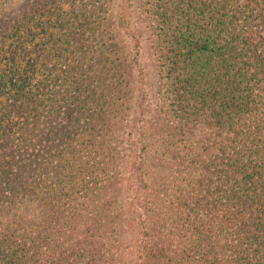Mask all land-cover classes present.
<instances>
[{"label": "trees", "instance_id": "obj_1", "mask_svg": "<svg viewBox=\"0 0 264 264\" xmlns=\"http://www.w3.org/2000/svg\"><path fill=\"white\" fill-rule=\"evenodd\" d=\"M60 1H73L76 12L74 0ZM51 2L31 3L25 19H34L40 33L24 39L17 27L8 55L0 57V264H264V136L247 139L264 124V0H154L149 23L164 94L160 115L148 118L138 99L136 123L150 133L137 136L157 171L184 163L197 174L172 185L177 196L161 198L166 212L148 216L150 233L138 248L126 255L109 250L106 261L105 254L97 259L103 240L93 235L104 206L90 207L116 194V184L113 194L92 193L76 176L90 172L93 161L85 158L101 150L97 171L116 165L109 153L124 135L113 126L130 109H121L123 103L136 99L129 90L133 65L122 45L108 43L115 38L110 26L102 28L92 13L88 20L85 9L72 22L57 15L60 35L49 44L42 19ZM117 19L120 26L124 18ZM38 35L34 47L43 45L39 51L48 55L27 51L25 43ZM64 45V57L76 60L61 64L56 76L58 68L47 62L60 60ZM127 142L119 156L136 152L133 136ZM131 164L129 178L144 165ZM160 181L159 197L170 190ZM36 189L43 193L35 198Z\"/></svg>", "mask_w": 264, "mask_h": 264}, {"label": "rangeland", "instance_id": "obj_2", "mask_svg": "<svg viewBox=\"0 0 264 264\" xmlns=\"http://www.w3.org/2000/svg\"><path fill=\"white\" fill-rule=\"evenodd\" d=\"M34 1L35 0H0V39H2L0 41V57L8 55L6 48L15 42L14 39H11L9 33L12 31L14 32V29H17V27H19L20 34L24 39H27V37L30 38V36L27 35L29 31H35L36 34L40 33V29L34 26V19H25V15L28 14L29 9L33 10L31 3ZM55 1L56 3L51 2L49 5L47 4L49 7L45 13L49 10L50 14H47L46 17L42 19L44 20L45 30L47 29V40L50 39L49 44L53 43L51 38L56 42V38L60 35V30L56 28L57 15L60 16L62 20H65V22H72L73 18L79 17L83 14L80 10L85 9L87 11L86 14L89 16L87 18L88 20L91 18L92 13V17H95L98 21L104 24L102 28L110 26L111 30L114 31L115 38H111L108 43L115 40L119 46L122 45L121 52L125 53V57H127V60L133 65L129 90H132V95L133 97L136 96V99L134 97L133 103L131 100H126V102L123 103V108L121 107V109H130L125 111L126 118L123 120L119 119V123L117 126H113V129L121 132L120 135H124V140L121 141L122 143H117V145H120V148L116 151L119 152L125 145L130 147V142H127V139H129V136L131 135L133 136V139L136 140V152L128 153V157H125V155L119 156L116 151L109 153L106 148L105 150L111 154V156L113 155L112 159H109V162H114L115 160L116 165L112 166L113 164H105L104 172L102 171L103 168H100L97 171V167L94 164L99 163V165L102 166L104 158L101 150L100 153L96 154V158H94V156L85 158V160L93 161L91 165L92 168H90V172L87 173L88 176H85L87 174L83 172L76 176L78 178L76 183L79 184L80 180H84L85 185L88 187V191L92 193L95 190L99 191L102 188H105L103 190L104 194H106V192L113 194L112 190H114L115 193L116 190L114 187L118 190V192L113 194L110 198L102 197V200L93 203L90 207V211L95 210L96 212L98 207L104 206V210L100 214V217L98 216L96 218L95 227L97 232H94L93 235H95V237H100V239L103 240L104 248L102 250H105V253L100 254L99 250L103 245H101L100 248L98 246L99 250L96 254L97 259H101L105 254L104 259L106 261L107 256L110 255L107 253L109 250H111L113 255H119L120 253L126 255L127 248L130 250H134L133 248L136 247L138 248V243L143 241L145 234H147L146 232L150 233V228L147 226L148 220L146 221L148 216L160 218L159 215L162 212H166L159 207V204L162 203L161 198L164 199L169 196H177V193L174 192L172 187L174 185L184 184L183 182H186L188 178L195 176L197 172L192 169H190V172L187 171V165L182 163L183 165L173 167L171 170L168 168L167 174L164 170L166 168L159 169V173L154 167L153 158L151 159L150 155L142 153L143 141L138 140L137 135L139 133H146L147 137L148 133H150V127L147 125L140 126L136 123V121H140L136 112L138 110L136 107V103L139 102L138 99L143 98L142 102H140L143 106V108H141L146 112L144 113L145 118H148L152 112L156 113L157 111V114L160 115L159 110L161 109L163 101L162 97L164 94V89L158 77L159 67L156 61L157 50L156 35H154L155 30L151 28L149 23V18H151V14L154 12V0H74L76 3L73 8L76 10L75 13H73L70 8L73 1ZM100 9L102 11H99ZM118 14H120L121 19L124 18V21L120 26L117 19ZM47 21H49V23H47ZM127 24H129L128 27L126 26ZM2 34H4V37H2ZM40 37H42V35L36 37L35 43H25L28 52L34 51L33 49L36 50V53H34L33 56L38 53L40 55H48V52L46 51H44V53L39 51V49L44 50L42 47L43 45L37 49V46L34 47L41 41ZM65 48L64 45L59 53L60 55H63L60 60L55 57L54 59H51L50 62H47L48 67L55 65L58 68L55 72L56 76L61 74V64L66 65V62L76 60L75 57H71L72 55L70 54L64 57L66 53ZM20 64L23 65L24 63L20 62ZM47 75V73H45V75L38 74L36 77L37 80L42 81ZM52 80L54 81V78H52ZM125 90L129 91L127 88ZM98 95L100 97V94ZM2 101H5V97L2 98ZM254 126L255 125L253 124L251 127ZM252 130H254V132L250 137H247V139H251L252 135L257 136L259 133L264 136V124L260 129ZM183 154L184 153H182V155ZM115 156L117 157L116 159L114 158ZM127 162H129V165H132V162H135L136 165H138L139 162L144 165L140 172L136 170V174H133V176L129 178L124 173L131 170V167L129 168V165L125 164ZM180 162L181 160H179L178 163ZM103 173L104 176H101ZM96 176H99V178ZM110 178L111 180H109ZM160 180L163 182L165 181L170 185V190L167 191V195L164 193L165 195L161 197H159V193H156V191L159 190L156 184H160ZM114 183L116 185L113 187L112 185ZM36 190V193L34 192L35 198L36 195H41L43 193L41 189ZM35 204L33 203L29 210L31 218H34V221L40 219V217H38L39 211ZM77 207L81 210L80 212L83 216L82 220H86L88 216L84 212L85 210L83 211L84 208H82L78 202ZM86 210L89 209L87 208ZM174 223L175 218L166 221L167 232L173 227ZM159 225H161L159 229L165 227L161 222ZM64 226L68 228L67 223H65ZM62 234H65V232ZM134 243L137 245L134 246ZM132 244L134 247H130ZM97 264L100 263L97 262Z\"/></svg>", "mask_w": 264, "mask_h": 264}]
</instances>
